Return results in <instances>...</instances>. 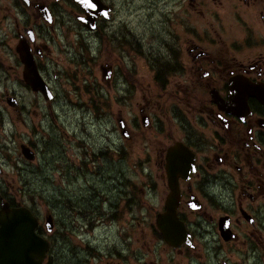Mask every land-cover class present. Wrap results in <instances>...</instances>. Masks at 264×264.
<instances>
[{
	"label": "flooded vegetation",
	"instance_id": "1",
	"mask_svg": "<svg viewBox=\"0 0 264 264\" xmlns=\"http://www.w3.org/2000/svg\"><path fill=\"white\" fill-rule=\"evenodd\" d=\"M83 1L85 5L74 0H0V211L9 204L34 214V193L18 180L28 175L26 164L34 165L23 156V146L39 155L38 137H46L43 127L34 129L39 100L52 109L60 96L46 62L47 34L63 30L78 35L83 59L92 56L96 46L99 57L109 53V46L128 52L141 47L130 39L131 28L119 32L113 27L116 9L111 0H102L111 13L95 0ZM179 1L184 15L176 17V27L168 29L165 39L162 35L158 53L148 49L143 74L148 91L137 79L141 73L131 70L125 59L88 58L85 65L98 68L109 87L122 80L120 101L118 84L114 89L117 104L133 108L132 94L141 89L137 120L128 124L121 112L118 125L111 128L127 141L125 150L115 141L112 147H96V133L87 134L86 127L81 138L75 133L72 139L61 129H51L53 141L68 138L80 147L85 159L80 176L94 177L99 184L107 178L110 186L93 206H77L66 192L63 198H52L47 213L53 227L46 236L51 247L44 264H58L59 247L77 239L82 246L72 247L64 264H264V104L250 95L253 88L264 87V0ZM208 4L223 7L229 22L200 28L198 14ZM42 7L50 23L39 12ZM220 12L212 10V16L220 19ZM187 15L195 19L188 21ZM90 18H96L95 30L83 22ZM22 46L30 51L50 93L35 91L25 81ZM104 66L111 70L110 79L102 75ZM100 88L98 81L94 91ZM23 89L35 100L27 102ZM90 101L89 109L112 113L113 102L97 97ZM6 129L17 147L13 160L8 159ZM138 135L146 164L139 184L118 167L110 172L87 169L99 158L113 164L131 159ZM58 204L68 206V219L54 212ZM160 220L171 227L168 236L161 232ZM41 225L39 220L38 231L45 235ZM96 229L101 234L93 235Z\"/></svg>",
	"mask_w": 264,
	"mask_h": 264
},
{
	"label": "rangeland",
	"instance_id": "2",
	"mask_svg": "<svg viewBox=\"0 0 264 264\" xmlns=\"http://www.w3.org/2000/svg\"><path fill=\"white\" fill-rule=\"evenodd\" d=\"M111 2L116 9L113 27L119 29V32H125V26L131 28L132 36L130 39L138 46L139 43L141 44L137 52H135V50L128 52L117 46L112 50L113 46H109V53L104 52L103 55L99 57L98 46H96L92 51L93 55L89 56L88 53L87 57L83 59V52L85 53V51H80L81 46L76 43L78 35H69L63 30H57L56 32L47 34L49 39V49L47 52L49 60L46 62L48 69L52 72L51 80L56 86L60 96L58 102L53 105L52 109L49 108L45 100H39L38 112L34 115V129L36 127H43V133L46 134V137L41 139L39 135V144L36 143L40 151L38 158L34 162V165L29 166L26 164L29 170L28 175L18 180L19 186H27L30 191L34 193V210L42 222V228L45 225L48 208L52 207V198L54 196L63 198V192H66V195L68 194L75 200L74 203L76 205L93 206L97 205L98 198L101 199V196L105 197L104 194L108 192L110 186L107 178L106 180L101 178V184H99V181L94 177L87 178V175L80 176L79 173L84 170H81L82 162L85 161L80 147L77 145L76 141H69L68 138H66V141H63V137L53 141L50 139L51 129H61L63 132L69 133L70 139H72L75 133L81 138L84 134L81 133L82 129L86 127L87 134L90 132L96 133L97 143L94 144L96 147L99 145L105 147L107 144H110L112 147V142L115 141L118 147L121 145L122 150H125L127 141L119 134L118 136L112 134L111 128L118 125L117 120L121 112L122 117L128 124L137 120L139 115L137 105L143 102L141 89H137L132 94V103H134L133 108H131V105L117 104L114 99L116 97L114 89L118 84V100L120 101V99H122L120 97V92L123 90L121 87V85H123L122 80L117 78L112 87L107 86L102 80L101 72L98 68H95L93 65L85 66L88 58L97 59L102 62H105V59L111 61L114 58L127 60L131 70L134 68L137 73H141L136 74L137 79L143 84V89L148 91L147 82L149 83V80L144 78L143 75L147 72L145 64L146 61H148V49L158 53L162 35H164L162 39H165L168 34V29L176 27V21L174 22L176 17L180 14L184 15L179 7V0H111ZM201 9L202 8H200L198 14V26L200 28H207L210 26L217 27L221 26L223 23L229 22L225 11H223V7L219 9L216 6L208 4L203 8V12ZM212 10L218 12L222 10V12H220L222 18L218 19L213 17ZM185 18L188 21L195 19L189 15L185 16ZM232 21L235 27L238 28L235 21L233 19ZM110 52L112 53L110 54ZM137 68L139 69L137 70ZM57 75L58 77L56 78ZM98 81L101 83V88L95 92V84ZM89 90H91L90 93ZM20 93L26 98L27 102H30V99L35 100L24 89L20 90ZM94 97L100 98L103 102H113L112 113L106 112L107 110H102L101 107H97L96 111L89 109L91 103L90 99ZM126 106L130 108L126 109ZM120 109H123V111ZM54 111L56 112L55 116L53 114ZM9 114L10 113L5 116L7 117ZM57 116H59L58 120H54ZM12 117L19 123L15 116ZM40 124L42 126H40ZM19 132L24 134L25 129L19 127ZM5 136L8 142V151L10 152L8 154V159L13 160L17 157V147L13 141L9 139L11 134L7 129L5 130ZM92 141L94 142V139H92ZM134 144V156H132L131 159L118 163L116 160L120 159V157L117 155L112 159L117 162V165L113 164L110 159L99 158V162L91 163L94 164L93 166L88 164L87 169L91 171L101 170L102 172H110L115 167H118V171L121 172L123 170L128 172L129 175L134 178L135 184H139L142 177L140 172L146 167L144 162V147L140 135L137 136ZM57 145L59 147L58 151L57 147L55 148ZM69 148H71V150H69ZM24 165L23 163V166ZM53 168L55 169L52 170ZM93 188H97V191H93ZM60 205L61 204H58L56 206L54 212L68 219L65 209L67 212L70 211V209H68V206L63 209ZM60 228L62 229V226ZM86 231H89L88 226L86 227ZM92 234L99 235L101 234V230L96 229ZM81 244L83 243L77 239L73 244L67 245L65 248L64 244L60 247L58 246V264H64L67 259L66 253L71 252L72 247L76 245L82 246ZM68 246L70 247L66 248ZM73 263L77 264L76 262H71V264Z\"/></svg>",
	"mask_w": 264,
	"mask_h": 264
},
{
	"label": "water",
	"instance_id": "3",
	"mask_svg": "<svg viewBox=\"0 0 264 264\" xmlns=\"http://www.w3.org/2000/svg\"><path fill=\"white\" fill-rule=\"evenodd\" d=\"M75 1L85 5L82 0ZM95 2L102 6L104 10L110 11L100 0H95ZM45 17L47 16L45 15ZM95 21L96 18H90V22H83L90 29H95ZM22 57L27 66L24 76L26 82L35 91L41 90L47 94L46 83L40 76L35 62L33 64L29 63L31 55L27 54L25 49H22ZM102 70L106 78H111V71H107L105 67ZM257 89L253 88L254 91L251 92V95L258 97L264 103V87ZM47 99H52V97L49 96ZM23 154L29 160L36 159L35 153H32L29 148L23 147ZM160 222L161 220L158 226L161 232L168 236L171 227H165ZM0 224V264H43L50 250V244L37 234L38 219L30 210L26 208L11 210L8 205H4L0 212ZM52 227V218L48 216L46 228L51 231Z\"/></svg>",
	"mask_w": 264,
	"mask_h": 264
},
{
	"label": "snow or ice",
	"instance_id": "4",
	"mask_svg": "<svg viewBox=\"0 0 264 264\" xmlns=\"http://www.w3.org/2000/svg\"><path fill=\"white\" fill-rule=\"evenodd\" d=\"M89 7H94L95 5L94 4H89L88 5ZM193 208H195L196 206L195 205H192Z\"/></svg>",
	"mask_w": 264,
	"mask_h": 264
}]
</instances>
